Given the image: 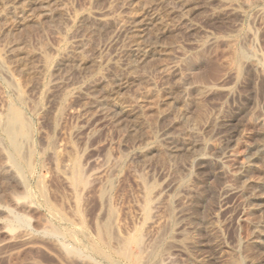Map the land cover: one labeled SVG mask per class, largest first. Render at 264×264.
I'll list each match as a JSON object with an SVG mask.
<instances>
[{"label": "rangeland", "instance_id": "1", "mask_svg": "<svg viewBox=\"0 0 264 264\" xmlns=\"http://www.w3.org/2000/svg\"><path fill=\"white\" fill-rule=\"evenodd\" d=\"M0 152V264H264V0H0Z\"/></svg>", "mask_w": 264, "mask_h": 264}, {"label": "bare ground", "instance_id": "2", "mask_svg": "<svg viewBox=\"0 0 264 264\" xmlns=\"http://www.w3.org/2000/svg\"><path fill=\"white\" fill-rule=\"evenodd\" d=\"M226 135V134H225ZM227 137V136H226ZM225 136L222 138L223 139V141H228V138H226ZM262 147L263 146H261V145H259L258 146V148L260 149V150H262ZM0 154H1V152H0ZM0 165H1V163H0ZM3 165V164H2ZM4 166V165H3ZM2 169V168H1ZM248 170V167H246V168H244V172H246ZM255 172V171H254ZM259 174H260V176H262L261 177V180H263L264 181V171H262L261 172V170H259V172H258ZM256 174V173H255ZM258 174V175H259ZM257 175V174H256ZM253 183V181L252 182H250V181H246L245 183H244V187H249L251 184ZM255 184V183H254ZM225 190V194H227V193H229V192H231L232 190H233V188L232 187H229V186H227L226 188H224ZM12 198H10V200H11ZM11 202V201H10ZM14 204H18V201L15 199V201H14V199H13V201H12ZM11 202V203H12ZM12 205V204H11ZM10 205V206H11ZM20 205V204H19ZM14 207V206H13ZM16 207V206H15ZM7 216V215H6ZM259 226H256V231H254L255 233H256V236H258L259 235V232H260V230H259ZM260 236V235H259ZM257 238V237H256ZM259 238V237H258ZM138 242V241H137Z\"/></svg>", "mask_w": 264, "mask_h": 264}]
</instances>
